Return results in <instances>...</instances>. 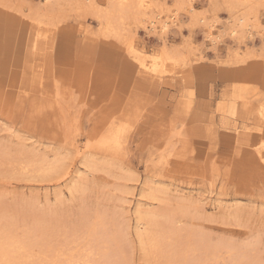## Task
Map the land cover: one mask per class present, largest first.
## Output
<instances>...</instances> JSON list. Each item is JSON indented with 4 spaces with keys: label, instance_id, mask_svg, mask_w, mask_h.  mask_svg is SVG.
<instances>
[{
    "label": "rangeland",
    "instance_id": "374dc122",
    "mask_svg": "<svg viewBox=\"0 0 264 264\" xmlns=\"http://www.w3.org/2000/svg\"><path fill=\"white\" fill-rule=\"evenodd\" d=\"M51 1L0 7L13 38L46 5L58 14L43 58L52 73L35 88L36 22H23L25 46L0 43V229H9L0 264H264V0H194L193 17L186 0L155 4L147 17H180L165 40L182 55L179 70L164 77L136 68L71 0ZM243 15L237 45L226 28ZM200 19L214 23L216 46ZM125 28L149 53L163 48L141 24ZM137 207L155 214L147 228L157 249L147 256L133 229Z\"/></svg>",
    "mask_w": 264,
    "mask_h": 264
},
{
    "label": "bare ground",
    "instance_id": "6f19581e",
    "mask_svg": "<svg viewBox=\"0 0 264 264\" xmlns=\"http://www.w3.org/2000/svg\"><path fill=\"white\" fill-rule=\"evenodd\" d=\"M45 3L50 2L51 0H44ZM70 1V0H69ZM212 1V0H211ZM231 1V0H229ZM235 1V0H234ZM233 1V3H234ZM237 1V0H236ZM240 1V0H239ZM243 1V0H242ZM258 1V0H257ZM263 1V0H262ZM52 2V1H51ZM66 2H68V0H66ZM167 2V0H71L69 3V6L73 5L72 7H76L75 9L80 10V12L86 13V14H90L91 16H89V18L91 17V19H96L98 26H99V33L101 34V37L106 38V39H112L115 41H118V43L122 44V46L124 47L123 51L126 54V56L128 57V59L133 63V65L138 68L139 70H141L142 72L152 76V77H164V76H168L173 74L175 71L179 70L176 69L177 63L179 64V53L174 52V51H168L167 49H165V40L167 37V34L169 33L170 29L172 27H178L180 24V17L178 16V13H174L172 15H167L164 17H161L160 14L153 16V17H147V14L152 13L153 8L156 5H165ZM179 2V0H174V3L177 4ZM225 2V1H224ZM249 1H247L246 5H250L248 3ZM251 2V0H250ZM44 3V4H45ZM232 3V4H233ZM239 3V2H238ZM242 3V2H241ZM260 3V1H259ZM9 4H10V0H0V7H2L3 9L7 10L9 9ZM229 5V3H227ZM243 4V3H242ZM258 4V3H257ZM11 5V4H10ZM65 5V4H64ZM236 9L239 6H236L235 4H233ZM232 5V6H233ZM260 5V4H259ZM13 6L15 7V5L13 4ZM12 6V7H13ZM47 9L45 10V12L43 14H38L37 11H34V13L36 12V15H39V17L35 18L33 17L31 14L30 16L26 17V19L21 20L20 22V29L18 27V31L21 33L19 37L17 38H13V34L11 33V29H8L7 24L0 20V26H2L0 28V43L4 42V45L8 46H12V47H23L25 46L26 42H27V35L22 33V25L23 22L25 21H35L38 25V27H35V32L33 33L32 37H31V42H32V47L33 50L35 52V64L34 67L32 69V82L34 84H30L32 85L31 87L36 86V83L43 78L42 74H44V70L46 68L44 67H51V63L49 60H51L49 57L50 53H51V49H52V45L55 41V31H54V23H56L55 20V14L54 13V9H53V5H46ZM231 7V5H229ZM256 6V5H255ZM11 7V8H12ZM59 7V6H57ZM61 7V6H60ZM68 7V6H67ZM240 7V6H239ZM17 8V7H16ZM19 8V7H18ZM17 8V10H19ZM229 8V7H228ZM232 8V7H231ZM254 8V6H253ZM21 9V8H20ZM58 9V8H57ZM63 9V8H62ZM62 9H60L62 11ZM15 10V8H14ZM183 10L189 14L190 17L194 16V11H195V5H194V0H186V2L184 3V8ZM231 10V9H230ZM251 10V9H249ZM12 11V10H11ZM20 11V10H19ZM66 11V10H65ZM63 13H66V12ZM75 11V10H74ZM229 11V10H228ZM234 11V10H233ZM232 11V12H233ZM23 12V10L21 11ZM32 12V11H31ZM71 12V11H70ZM68 12V13H70ZM231 13V11H229ZM256 12V11H255ZM33 13V12H32ZM54 13V14H53ZM76 13V12H75ZM73 13V14H75ZM62 14V13H61ZM247 14V12H246ZM249 14V13H248ZM58 15V14H57ZM76 15H79L78 13H76ZM81 15V14H80ZM27 16V15H26ZM66 16V15H65ZM236 16V15H235ZM238 16V15H237ZM22 17L21 15L19 16V18ZM248 16L243 15L240 18H233L235 20H232V23L234 21L233 24H230L227 28H226V34L228 35L227 37L233 39L236 41L237 45L238 43H240L242 41V37H241V41L239 40V33H238V29L240 28H244L249 25L248 24ZM61 18V17H60ZM65 17H62V19ZM251 18V17H249ZM59 19V18H57ZM87 19V17L85 18V20ZM59 21V20H58ZM63 21V20H62ZM132 21L133 23H139L142 25V27L144 28V30L149 31L153 34H157L159 35V38L162 40V44H163V48L160 49L159 51H151L152 53H149L148 49H146L144 46L140 45V44H136L134 43V41L136 40H131V38L129 37H125L126 35V23ZM201 22H203V24L205 23L203 19H200ZM236 21V22H235ZM217 22V21H216ZM58 23V22H57ZM211 23V22H210ZM210 23H205L206 25V35L205 38L212 44H216L218 43V39L219 36L214 34V30L216 29V27L213 24ZM258 24V23H257ZM43 27L44 29H39V27ZM57 28V27H56ZM128 28V26H127ZM245 28V29H246ZM259 28V27H258ZM89 29H87L88 31ZM248 30V29H247ZM245 31V30H244ZM264 32V29H263ZM249 33V32H248ZM242 35V33L240 34ZM128 36V33H127ZM261 37H264V33L262 34ZM243 42V41H242ZM239 47V46H238ZM21 49V48H20ZM46 50V51H45ZM239 50V49H237ZM46 52V53H44ZM236 54H238L237 52H235ZM47 54V58H45L44 61V56L46 57ZM179 55V56H178ZM7 56V55H6ZM21 56V55H20ZM19 56V57H20ZM182 56V55H181ZM180 56V57H181ZM182 58V57H181ZM9 59V58H8ZM20 59V58H19ZM24 59V58H22ZM12 60V59H11ZM14 60V59H13ZM19 61V60H18ZM17 61V62H18ZM49 61V62H48ZM48 63V64H47ZM24 64V63H23ZM181 64V62H180ZM53 67V65H52ZM181 67V66H180ZM54 70V69H53ZM46 71V70H45ZM25 72V71H24ZM23 72V73H24ZM45 73L47 74H51L52 73V69L49 68ZM24 76V75H23ZM22 77V75H21ZM21 80V78H20ZM26 81V79L24 80ZM24 83V82H23ZM54 83V82H53ZM21 84V81H20ZM23 85V84H22ZM27 85V84H26ZM20 87V86H19ZM23 87V86H22ZM30 88V87H29ZM35 88V87H34ZM18 91L20 92L21 90ZM26 91V90H25ZM18 92V93H19ZM58 94V92H57ZM55 101V100H54ZM246 106V104L244 105ZM248 107V106H246ZM262 108V107H261ZM263 109V108H262ZM263 119V117H262ZM264 120V119H263ZM249 123V122H248ZM251 123V122H250ZM248 133V132H247ZM262 132H260L261 134ZM261 137V136H260ZM259 140V139H258ZM261 140V138H260ZM264 142L263 141H257V146L260 147L259 145H263ZM253 147V145H252ZM262 148L264 149V146H262ZM250 149V148H249ZM253 154L255 156H257V158L262 159L263 157L259 154L260 150L254 146L253 148ZM41 160H43V162L48 163L46 160L44 161V159L42 158ZM42 162V161H41ZM42 162V163H43ZM43 163V165H44ZM45 163V164H46ZM50 163V162H49ZM53 163V162H52ZM51 163V164H52ZM56 163V162H55ZM50 164V165H51ZM42 165V166H43ZM46 166V165H45ZM52 166H54L52 164ZM47 167V166H46ZM51 170V167H49ZM88 168V167H87ZM48 169V168H47ZM54 169V168H53ZM43 170L46 171V169L44 168ZM49 170V171H50ZM52 171V170H51ZM50 171V172H51ZM55 172V171H54ZM48 173V172H47ZM65 173V172H63ZM53 174V173H52ZM51 175V174H50ZM48 176V174H47ZM76 185V186H75ZM75 185H72L71 190H75L76 188L80 187V185L77 183ZM79 185V186H78ZM150 187V186H148ZM144 189V188H143ZM158 189V188H157ZM144 191V190H143ZM147 191V190H146ZM149 191V190H148ZM159 192V191H158ZM147 193V192H146ZM73 194V193H72ZM71 194V196H72ZM76 194V193H75ZM142 194V193H141ZM152 194L150 199L148 197L149 200H151V198L154 200L153 196H156L154 193H147ZM158 194V193H157ZM74 195V194H73ZM146 195V194H145ZM134 196V195H133ZM139 196V195H138ZM73 197V196H72ZM142 197V195H141ZM147 198V195H146ZM160 198V197H159ZM142 199V198H141ZM140 199V200H141ZM162 199V198H161ZM152 200V201H153ZM156 200L158 201V198H156ZM160 201V200H159ZM140 202V201H139ZM139 204V203H138ZM140 205V204H139ZM142 205V204H141ZM138 206V205H137ZM142 209V208H141ZM81 213V212H80ZM103 214V213H102ZM153 215H155L154 213H152ZM148 213L147 211L140 210L139 207H137L136 209H134L133 211V219H134V232H135V236L137 238V243H139L140 246V251L144 252V254H149V250L150 247L152 245V232H150V230H148L147 227L152 226V223L154 221V216ZM108 216V215H107ZM106 216V217H107ZM130 216V215H129ZM128 216V218H129ZM100 216H98L99 218ZM102 217V216H101ZM131 217V218H132ZM106 219V218H104ZM111 219V218H110ZM112 220V219H111ZM129 220V219H127ZM131 220V219H130ZM10 221V220H9ZM109 221V220H108ZM101 222V221H100ZM128 222V221H127ZM52 223V222H51ZM45 224V223H44ZM47 224V223H46ZM12 224L9 223V227L11 228ZM59 225V224H58ZM61 225V224H60ZM98 225V223H97ZM3 226V225H1ZM109 226V225H108ZM117 226V225H114ZM121 226V225H120ZM128 226V225H127ZM144 226L147 228V232L144 228ZM62 227V226H60ZM99 227V226H98ZM57 228V227H56ZM112 229V228H111ZM114 229V228H113ZM119 229V228H118ZM125 229V228H124ZM121 229V230H124ZM152 229V228H151ZM2 232V234H0V245L3 242V237L2 235L4 233H7L9 231V229L7 228L6 230H3V228L0 229ZM60 230V229H59ZM104 231L105 228L103 229ZM110 230V229H109ZM127 230V229H126ZM96 232H99L96 231ZM95 232V234H96ZM117 232V231H116ZM123 232V231H122ZM9 233V232H8ZM106 233V232H105ZM108 233V232H107ZM115 233V232H114ZM109 234V233H108ZM107 234V235H108ZM25 235V234H24ZM118 235V233H117ZM115 237H118V236ZM106 243V239L105 240V236L106 235H101ZM111 235H109L110 238ZM113 236V235H112ZM120 236V235H119ZM125 236V235H124ZM114 237V236H113ZM113 237H112V242H113ZM96 238V237H95ZM111 240V239H110ZM109 240V241H110ZM12 242V241H11ZM108 242V241H107ZM154 243V242H153ZM108 244V243H106ZM105 244V245H106ZM110 244V242H109ZM103 243V246H105ZM112 245V244H110ZM222 245V244H221ZM20 246V245H19ZM108 246V245H107ZM160 245L156 246L159 247ZM204 246V245H203ZM249 246V245H248ZM71 247V246H70ZM109 247V246H108ZM188 247V246H187ZM186 247V250H188V248ZM193 246H190L189 248L191 249ZM218 247V246H217ZM107 248V247H106ZM204 248V247H203ZM205 248H209L213 253L216 252V248H214L213 246H209V245H205ZM60 249V248H59ZM87 249V247H86ZM149 249V250H148ZM157 249V248H153L152 250ZM193 249V248H192ZM199 249V248H198ZM252 249V248H251ZM150 250V251H152ZM194 250V249H193ZM197 250V249H195ZM194 250V252H195ZM207 250V249H206ZM232 251V250H231ZM154 252V251H152ZM191 252V251H190ZM235 252V251H234ZM65 253V252H64ZM88 253V252H87ZM91 253V252H90ZM186 252L184 251V254H180V256L182 255L185 260L186 259ZM189 253V252H188ZM102 254V253H101ZM106 254V253H104ZM142 254V253H141ZM152 254V253H151ZM150 254V255H151ZM154 254V253H153ZM191 254V253H189ZM212 254V253H211ZM216 255V254H215ZM81 256V255H80ZM145 256V257H146ZM179 256V254H178ZM191 256V255H190ZM212 256H214V254H212ZM72 257V256H71ZM188 257V256H187ZM96 258V257H95ZM206 259V257H205ZM89 260V259H88ZM254 260V259H253ZM74 261V260H73ZM110 261V260H109ZM184 263V262H183ZM234 263V262H233ZM66 264V263H65ZM85 264V263H84ZM94 264V263H93Z\"/></svg>",
    "mask_w": 264,
    "mask_h": 264
}]
</instances>
